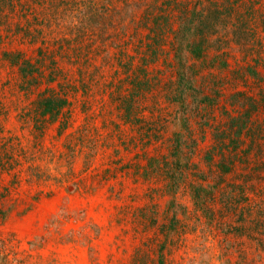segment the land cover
I'll use <instances>...</instances> for the list:
<instances>
[{
	"label": "rangeland",
	"instance_id": "1",
	"mask_svg": "<svg viewBox=\"0 0 264 264\" xmlns=\"http://www.w3.org/2000/svg\"><path fill=\"white\" fill-rule=\"evenodd\" d=\"M21 1L7 19L10 26L0 25V264H157L161 251L164 264H222L224 259L225 264H264L263 166L257 178L248 181V199L239 208L262 220V226L257 224L248 234L234 229L236 210L227 212L218 206H214L216 215L230 231L222 236L215 224L207 226L195 212L186 184L171 205L172 195L164 189L170 165L163 156L175 128L174 110L161 94L171 67L163 62L168 55L163 57L158 50L154 61L137 58L151 53L145 46V26L134 22L124 33L112 22L104 37L114 36L106 43L92 46L89 52L82 44L72 53L61 46V38L76 27L75 20L88 25L91 21L74 10L79 4L72 8L75 0L68 6H63L67 0ZM90 1L100 6L105 0ZM111 3L124 6L125 0ZM134 11L137 15L140 10ZM119 12L128 19V12L108 9L114 20ZM97 20L94 33L108 23ZM88 25L84 31L91 32ZM4 52L22 53L43 72L26 87ZM238 57V53L230 57V67L220 72L230 83L220 100L226 109L215 111L218 118L237 111L226 99L233 90H244L255 100L264 95V82L251 77L232 83L230 71ZM140 68L151 90L139 97L141 108L133 109L136 116L129 118L117 99L126 96L133 77L142 75ZM62 83H68V102L54 120L43 122L34 108L37 93L48 86L62 89ZM204 83L205 70L200 77V84ZM258 104L261 109L253 113V121L264 126V98ZM254 140L264 153V132L255 134ZM211 142L207 133L198 144L195 161ZM29 164L37 167L35 172ZM242 177L236 176L239 181ZM187 179L193 181L195 175L189 172ZM174 207L184 226L169 233L174 228L170 223ZM8 208L12 210L6 212Z\"/></svg>",
	"mask_w": 264,
	"mask_h": 264
},
{
	"label": "trees",
	"instance_id": "2",
	"mask_svg": "<svg viewBox=\"0 0 264 264\" xmlns=\"http://www.w3.org/2000/svg\"><path fill=\"white\" fill-rule=\"evenodd\" d=\"M50 1L51 4L53 1L57 3L56 0H46ZM68 1L70 2H65ZM69 2L63 6L70 5ZM111 2L112 0H105L100 2V6H96L95 1L75 0L72 8L79 4V8L74 10H79V13L91 21L88 25L81 20H75L76 27L67 30L61 38V46L73 53L85 44L89 52L92 46L96 48L101 43H106L108 37L114 36L104 37L107 25L112 22L123 29L124 33L125 28L134 22L145 26V46L151 53L142 54L137 58L154 61L158 50L164 52L163 57L168 55L163 58V62L171 67V77L161 87L163 98L174 110L172 119L175 128L170 130L167 155L163 156V161L170 165L164 189L172 195L171 205L174 204L178 189L186 184L195 212L205 219L207 226L215 224L222 236L229 232L231 227L218 219L214 206L227 212L237 211L238 224H235L234 229L242 235L248 234L247 232L253 230L257 224L261 227L262 220L251 218L240 209L241 204L248 199V181L257 178V171L264 167V153L254 140L255 134L264 132V126L254 123L252 117L256 109H261L258 103L264 95L255 100L244 90L235 89L226 99L230 108L237 111H226L222 118H218L215 111L218 108L226 109L220 100L223 88L230 83V79L222 76L220 72L230 67L229 59L234 57L235 53H238L239 57L235 60L236 66L230 71L232 83L237 85L238 80L246 77H251L256 82H264V0H142L141 3L125 0L124 6H116ZM80 3H83L81 5L84 9ZM22 4L21 0H0V25L9 27V15L18 11V6ZM97 8L101 9L98 11ZM110 8L128 12V19H123L121 12L115 20L111 19V14L108 13ZM135 8L140 10L137 15L134 14ZM97 18L108 23H104L101 30L94 33L93 27L98 22ZM87 25L91 32L84 31ZM127 35L131 36L130 33ZM113 44L116 45L115 41ZM119 52L122 53L120 48ZM3 55L17 67L27 82L26 87L31 85L29 82L37 73L43 72L38 63L22 53L4 52ZM86 58H89L88 53ZM129 58V61H132L134 57ZM124 66L127 70L128 64L125 63ZM204 70L205 83L200 84ZM140 72H143L140 77L132 76L126 96L116 98L117 105L129 118L136 116L132 114L133 109L141 108L139 97H144L149 88L151 90V86L145 85L148 79L144 68H140ZM61 86L62 89L58 90L48 86L37 93L34 108L38 110L43 122L47 119L54 120L66 106L68 100L65 87L68 83H62L60 88ZM223 112L221 110V113ZM197 122L199 124L195 125ZM207 133L210 134L212 142L201 158L195 161L198 144L205 140ZM153 159L155 158L152 157L151 160ZM28 167L32 172L37 168L30 164ZM189 172L195 175V180L188 181ZM235 172L236 174L231 176ZM240 174L243 175L241 181L236 178ZM230 177L234 179L231 181ZM1 195L2 193L0 198ZM175 207L170 217L174 228L169 233L177 232L184 226V221L179 222L180 217L178 218ZM11 210L8 208L6 212ZM223 248L225 251L226 248ZM164 255L161 251L157 264H164ZM225 261L227 260L224 259L222 264H225Z\"/></svg>",
	"mask_w": 264,
	"mask_h": 264
}]
</instances>
